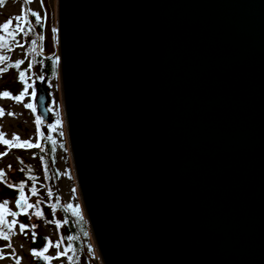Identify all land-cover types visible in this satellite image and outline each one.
<instances>
[{"label": "water", "instance_id": "water-1", "mask_svg": "<svg viewBox=\"0 0 264 264\" xmlns=\"http://www.w3.org/2000/svg\"><path fill=\"white\" fill-rule=\"evenodd\" d=\"M40 1L100 264H264V0Z\"/></svg>", "mask_w": 264, "mask_h": 264}, {"label": "flooded vegetation", "instance_id": "flooded-vegetation-1", "mask_svg": "<svg viewBox=\"0 0 264 264\" xmlns=\"http://www.w3.org/2000/svg\"><path fill=\"white\" fill-rule=\"evenodd\" d=\"M9 1L16 2L19 5L21 11L20 15L22 13V10L26 12L31 28L33 30L30 32H26V34H21V33L17 34L16 41H18L20 44H23V48L18 47L16 42L10 41L9 46L12 48V51H7L6 49L0 50V54L6 55L9 58L6 64L0 65V67H6L7 64H14L17 61H23V64H21L19 69L9 68L7 72L0 74V93L4 91H8L12 94V96H16V95H20L21 92H23L24 84H22L19 80V71L26 72V79L29 85H31L29 79H37V80L34 82V84L31 85L32 91H30L31 87H29L28 93L22 97V103H17L16 101L8 98H0V109L4 110V114L0 116V132H3L5 134V139L11 140L15 135L14 130H17L16 135L20 137L21 141H29L23 138L21 134L24 135L27 132L30 126L29 118H32L31 123L33 127V140L31 142L39 143L41 147L40 148L12 147L11 149H9L7 145L0 144V171H3L4 173V176L0 178V196L3 194L5 196H8L7 199L11 201V203L15 207V201L16 198H18L19 193L17 190L13 188H9L7 185L8 184L18 185L20 183H25L26 185L25 194L28 197V202L35 205L37 200H39L41 202L38 206L39 210L42 211L50 210L51 212L52 209L50 205L58 204L55 215H53L52 212L51 216H54L53 220L60 221L63 220L61 219L62 210H65V207L68 203L64 202L65 197L63 195V191L60 186V181H61L60 173L59 170L57 169L56 160H54V156H53V147L56 148L57 140L53 139L52 135L50 134V128H51L50 123L45 124L43 122L39 126V134L37 132V125L35 123L36 117L40 116L35 103V89L38 83L43 84V89L46 92V96H47L46 105L49 112V122L52 121L51 123H53L55 121L53 108L50 109L49 104L51 101L50 93L52 91L50 83L54 81L56 77L52 78L50 73L51 70L48 71L47 67L50 64H52V61L54 59H56V55L54 53H51V37L48 29L44 24L45 16L41 6V1H39V5H40L39 8L31 9L30 3L29 4L24 3V0H3V3L0 4V9L6 8L7 7L6 2ZM49 6L51 9L50 3ZM32 12L37 13L41 17V23L39 24L35 23L36 18L31 15ZM51 14H53L52 10H51ZM6 16L7 17L4 18V15L0 14V17L2 18V20H0V24L5 23L9 18H12V16L9 15ZM52 23H53V19H52ZM52 29H55L54 24L52 25ZM2 34L3 33H0V35ZM45 35L46 37L49 36L50 49L49 48L47 49L45 47ZM33 40L36 41L35 44L32 43ZM39 41H40V50H39ZM33 49H35V51H33ZM15 51L18 52V57H16L15 54L13 53ZM31 69H32V76L30 75ZM3 101L9 102V105L7 106V104H4ZM29 103L32 104L33 107L35 108L34 113L31 109L24 107L25 104H29ZM49 109L51 111H49ZM9 112L15 113V115L9 116L8 115ZM66 146H67L68 156L70 159L67 140H66ZM4 153H7V155H3ZM19 155L20 156L28 155L29 159L28 160L19 159L17 157ZM70 168H71L72 182L77 192L71 159H70ZM29 169H31V171H29ZM29 176L35 177V186L38 191L37 196H32L31 192L29 191V189L33 186V181L28 179ZM49 190H51V192L53 193V196L51 198L48 196ZM12 194H14V196ZM78 206L81 208V203L80 204L78 203ZM14 209H15L14 211L19 212V209H17L16 207ZM36 210H37L36 208L29 209V215H31ZM31 211L32 213H30ZM66 211L69 212L71 215H73L71 210H66ZM23 216L24 215H20L18 217H23ZM7 219L9 222H11L12 220L10 216H8ZM32 221L35 222V225H40L42 223H45L42 222L40 224H37L36 218L34 216H32ZM19 223H25L29 226L28 219L27 220L23 219L20 220L19 222L17 221V225L14 229L16 234L11 238V245H12L11 248L7 247L8 241L0 240V249L4 250L3 254L5 256V259L0 260V264L5 261H8V264H15L13 255L19 257L18 253L14 248V241L17 235L27 240L29 247L25 255H28L31 261L37 264V259L31 255V251L37 250L31 247V244L33 242L32 232L28 231L25 234H20ZM53 226H55V224H53ZM58 233H60L59 234L60 236L59 240H60L61 238H63L61 229L58 230ZM36 236H39V234H36ZM65 245L66 243L64 241V243L60 247L61 250L62 247L63 250L65 249ZM13 249L15 250L14 253H13ZM42 249H38L37 251ZM44 264H46L45 261Z\"/></svg>", "mask_w": 264, "mask_h": 264}, {"label": "snow or ice", "instance_id": "snow-or-ice-1", "mask_svg": "<svg viewBox=\"0 0 264 264\" xmlns=\"http://www.w3.org/2000/svg\"><path fill=\"white\" fill-rule=\"evenodd\" d=\"M31 2H32V0H24V3H26V4H29ZM2 3H3V0H0V4H2ZM31 15L36 18L35 23H37V24L41 23V17L37 13L32 12ZM32 30L33 29L31 28L30 22L28 20V16H27L26 12H24L23 10H22L21 15L9 18L5 23L0 24V33H3L2 35H0V50L6 49L7 51H12V48L9 46L10 41L16 42L18 47L23 48V44H20L18 41H16V36L18 33L26 34V32H30ZM55 31H56V29H53V32H55ZM32 43L35 44L36 41L33 40ZM33 51H35V49H33ZM8 59H9L8 56L0 54V65L6 64ZM55 63L57 65L59 64V58L58 57L56 58ZM21 64H23V61H17L14 64H7L6 67H0V74L7 72L9 68L19 69ZM19 80L22 84H24V90H23V92H21L20 95L12 96V94L10 92L4 91V92L0 93V98H8V99L16 101L17 103H22V97L28 93V88L31 87V85H29L27 83L25 71H19ZM24 107L31 109L33 111V113L35 112V108L30 103L25 104ZM49 111H51V110L49 109ZM3 114H4V110L0 109V116H2ZM8 115L14 116L15 113L9 112ZM43 122L44 121L41 119L40 116L36 117L35 123L37 125L38 134H39V126ZM56 125H60L59 119H57ZM53 128H55V126H53ZM0 144L7 145L9 147V149H11L12 147H27V148H40L41 147V145L39 143H32L30 140L29 141H21V139L18 135H14L11 140L5 139V134L3 132H0ZM3 155H7V153H4ZM21 163H22V161H21ZM22 171H23V169H22ZM29 171H31V169H29ZM3 176H4L3 171H0V178H2ZM28 179L33 181V186L29 189V191L31 192V195L37 196L38 191H37V188L35 186V177L29 176ZM7 186L9 188H13V189L17 190L19 193L18 198H16V201H15V207L17 209H19V212L12 211L9 209V207H8L9 201L8 200H4L3 202H0V240L8 241L7 247L11 248L12 247L11 238H12V236H14L16 234L14 229L17 225V220L15 218L20 216V215H25V216H28V219H31L32 216H35L37 219H43L44 214H43L42 210H39V208H38L39 204L41 203L39 200H37L35 205L28 202V197L25 194V187H26L25 183H20L18 185L8 184ZM48 196L50 198L53 196V193L51 192V190L48 191ZM50 206H51L53 215H55L58 204H52ZM33 208H36L37 210L35 212H33L31 215H29V209H33ZM65 210H71L72 214L74 216H76L80 221L83 220V217H82L78 207L73 208L72 204H67L65 207ZM8 216L13 217L11 222L8 221V219H7ZM44 222L46 224H55L57 230H59L63 226L61 221H59V220H52V221L45 220ZM67 223H68L67 220L63 221V224H67ZM35 228H36L35 225H32L31 227H29L25 223H19L20 234H25L26 232L31 231L32 235H33V241L34 242H35V237H36ZM84 235L86 236L87 232H85ZM67 239L69 241H72V240L77 239V237L68 236ZM45 240H46V244L42 250L31 251V255L34 258L39 259V260H43L46 262V264H51V261L54 259H59L61 257H67L69 264H73L74 256L68 255L69 252H74L71 243H69L63 251H59L61 245L64 243V238H61L56 243H53L50 238H45ZM52 247H54L58 250L57 255L55 257L46 255V253ZM3 251H4L3 249H0V260L5 259ZM14 251L15 250L13 249V253H14ZM13 259L15 261V264H21V258L13 255Z\"/></svg>", "mask_w": 264, "mask_h": 264}, {"label": "rangeland", "instance_id": "rangeland-1", "mask_svg": "<svg viewBox=\"0 0 264 264\" xmlns=\"http://www.w3.org/2000/svg\"><path fill=\"white\" fill-rule=\"evenodd\" d=\"M39 1L40 0H32V2L30 3V8L31 9L39 8L40 7ZM49 3L51 5V10L53 12V14H51L53 23L52 22L51 23L52 25L53 24L55 25L56 0H49ZM6 6H7L6 8L0 9V14L4 15V18L7 17L6 15H9L12 17L20 15L21 11H20L19 5L16 2H11V1L6 2ZM0 20H2L1 17H0ZM45 47L47 49L48 48L50 49V39L48 38V36L46 37V35H45ZM13 53L15 54L16 57H18V52L15 51ZM30 75L32 76V69H31ZM36 80L37 79H29L31 85L34 84ZM50 85H51L52 91L50 93L51 101H50L49 107L50 109L53 108V112L55 115V121L53 123H51L52 121L49 122L51 124L50 134L52 135L53 139L57 140L56 148L53 147V156H54V160H56V166L60 173V179H61L60 186L62 188L63 195L66 201L64 199L63 200L65 203L72 204L73 207H76L78 206V203L80 204V202H78L80 201V199H79L78 191L76 192L75 190L74 184L72 182V177H71L70 159L68 156L67 146H66V134H65V127H64L63 108H62V102H61V92H60L58 76L56 77V80L50 83ZM30 91H32V86L30 88ZM3 103L7 104V106L9 105V102L3 101ZM57 119L60 120V125H56ZM29 120H30L29 129L24 135H22L21 133L20 134L23 138L32 141L33 140V127L31 123L32 118H29ZM53 126H55V128H53ZM14 134L15 135L17 134V130H14ZM21 156L19 155L17 157L23 160L29 159L28 155H21ZM12 195L14 196V194ZM7 198L8 196H5L4 194L1 195L0 202H3L4 200H8ZM8 207L12 211L15 210L14 209L15 207L11 203V201H9ZM30 213H32V211ZM11 218L13 219V217ZM15 219L19 222L20 220H23V219L27 220L28 217L24 215L23 217H16ZM28 224H29V227H31L32 225H35V222L32 221V218H31V219H28ZM35 226H36L35 228L36 234H39V236L42 235L47 238H50L53 243L58 242L60 238L59 236L60 233H58L56 226H53V224H46V223H42L40 225H35ZM28 247L29 245L25 238L18 236V235L15 237L14 248L16 252L18 253L19 258H21L22 264H35L31 261L28 255H25L28 251ZM57 251L58 250L56 248L52 247L49 249L46 255L55 257L57 255ZM59 251H63V247H62V250L60 248ZM88 254L89 255L87 256V259L82 260L81 263L79 264H100L99 257H98V254L95 248H94V253H91L88 251ZM38 263L39 262H37V264ZM1 264H8V261L2 262ZM51 264H69V261L67 257H61L59 259L52 260Z\"/></svg>", "mask_w": 264, "mask_h": 264}, {"label": "trees", "instance_id": "trees-1", "mask_svg": "<svg viewBox=\"0 0 264 264\" xmlns=\"http://www.w3.org/2000/svg\"><path fill=\"white\" fill-rule=\"evenodd\" d=\"M56 59L52 61V64H50L47 68L48 71L51 70V76L52 78H55L58 76V68L57 64L55 63ZM56 80V79H55ZM80 213L83 217V220L80 221L76 216L71 215L69 212L66 210H62V215L60 220L62 223L61 232H62V237L64 238V241L66 243L65 248L69 243L72 244V248L74 252H69L68 255H73V264H79L81 263L82 260L87 259L88 251L91 253H94V246L92 244V240L89 234V230L82 212V209L78 206ZM44 214L43 219H37V224H40L44 222L45 220L51 221L53 220L54 216L52 215V212L50 210H44L42 211ZM67 220V224H63V221ZM87 232V235L85 236L84 233ZM68 236H74L77 237V239L69 241L67 239Z\"/></svg>", "mask_w": 264, "mask_h": 264}]
</instances>
